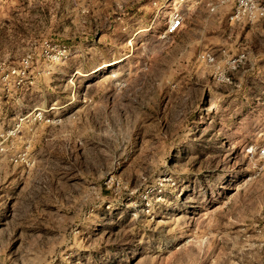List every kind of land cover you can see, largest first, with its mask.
<instances>
[{"label":"rangeland","instance_id":"obj_1","mask_svg":"<svg viewBox=\"0 0 264 264\" xmlns=\"http://www.w3.org/2000/svg\"><path fill=\"white\" fill-rule=\"evenodd\" d=\"M117 2L0 0V264H264V27Z\"/></svg>","mask_w":264,"mask_h":264},{"label":"built area","instance_id":"obj_2","mask_svg":"<svg viewBox=\"0 0 264 264\" xmlns=\"http://www.w3.org/2000/svg\"><path fill=\"white\" fill-rule=\"evenodd\" d=\"M145 0H118V4L136 5ZM151 4L160 14H165L166 22L164 36H176L185 27L188 19L187 11L195 10L204 6L210 15L230 8L228 22L230 24L247 23L253 25L264 21V0H151ZM202 61L211 64L219 73V80L225 84H231L232 78L229 73L237 71L249 61L248 52H241L236 56L228 57L227 68H222L216 61V56L212 52H204L200 55ZM264 154V151H263Z\"/></svg>","mask_w":264,"mask_h":264},{"label":"crops","instance_id":"obj_3","mask_svg":"<svg viewBox=\"0 0 264 264\" xmlns=\"http://www.w3.org/2000/svg\"><path fill=\"white\" fill-rule=\"evenodd\" d=\"M195 10H197V11L198 10H206L208 12V10L204 6H200V7H198ZM229 13H230V8H227V9H224V10L220 11L217 14L211 15V17H212V19L215 22L229 24L230 27H232V30L233 31H237L240 28H243L244 29L247 26H251V27H247V28H251V29L256 28L257 30L259 28H261V27H264V22L255 23V24H253L254 26L249 25L247 23L230 24L228 22V19H227ZM228 38L230 40V43L239 41V35H237V33H233L232 32L231 34H229V37ZM245 42L248 43V41H246V40H245ZM222 50H223V54L226 57H233V56H235V55H237V54H239L241 52H248V54H249V61L243 65V68L245 69L249 65L250 66L255 65L256 69L258 67V69H257L258 71L261 70L260 67H262V61H263L262 59L264 58V51H261V49H259V48L254 49L252 47V45L246 44L245 46L242 45V47L239 48V49H237V52H235L234 44H229L228 46L223 47ZM231 52H232V54H231Z\"/></svg>","mask_w":264,"mask_h":264},{"label":"bare ground","instance_id":"obj_4","mask_svg":"<svg viewBox=\"0 0 264 264\" xmlns=\"http://www.w3.org/2000/svg\"><path fill=\"white\" fill-rule=\"evenodd\" d=\"M121 61V59H119L117 62H120Z\"/></svg>","mask_w":264,"mask_h":264}]
</instances>
